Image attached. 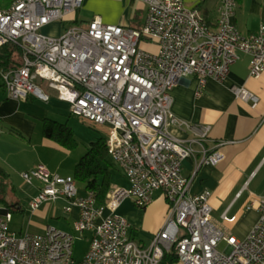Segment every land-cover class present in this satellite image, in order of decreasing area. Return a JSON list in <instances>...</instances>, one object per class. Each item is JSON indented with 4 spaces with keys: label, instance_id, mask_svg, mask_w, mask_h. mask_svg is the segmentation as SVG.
<instances>
[{
    "label": "built area",
    "instance_id": "built-area-1",
    "mask_svg": "<svg viewBox=\"0 0 264 264\" xmlns=\"http://www.w3.org/2000/svg\"><path fill=\"white\" fill-rule=\"evenodd\" d=\"M146 6L142 27L104 24L94 17L84 28L71 26L51 37L42 29L62 23L83 0H14L0 10V47L17 46L21 66L4 71L0 81L13 100L50 97L36 80L47 83L70 112L105 135L110 160L121 170L127 188H115L105 205L94 194H77L71 176L50 173L43 166L22 172L26 185L38 183L30 211L63 199V214L78 209L75 233H91L80 261L73 260L74 235L46 227L42 233L9 231L11 214L0 212V264H159L174 251L177 264H264V197L260 217L244 239L226 236L211 221L210 193L190 194L193 177L181 174V162L194 154L191 143L174 138L168 128H189L171 112L170 91L194 76L198 93L208 80L223 83L240 54L249 58V77L264 71V25L241 35L232 22L235 0H215L216 20L210 25L196 11L202 0H137ZM186 1L192 2L190 7ZM234 13V14H233ZM146 40L156 53L139 47ZM236 99L256 107L258 98L244 87H231ZM208 127L200 133L207 135ZM217 150H201V164L217 165ZM155 192L165 196L168 210L161 229L147 247L131 237L129 223L118 214L125 199L145 208ZM66 218V215H64ZM223 243L224 251L218 250Z\"/></svg>",
    "mask_w": 264,
    "mask_h": 264
},
{
    "label": "crops",
    "instance_id": "crops-1",
    "mask_svg": "<svg viewBox=\"0 0 264 264\" xmlns=\"http://www.w3.org/2000/svg\"><path fill=\"white\" fill-rule=\"evenodd\" d=\"M116 1L118 0H83L80 8L67 19L79 26L77 23L81 19H78V16L84 12L88 13V19L84 26L82 25L83 28L94 17H99L104 24L121 27L139 28L143 25L146 11L141 25L133 27V19L128 18L127 10L122 14L116 12ZM126 1L134 5H144L135 0ZM235 1L232 22L241 35L256 32L264 25V0ZM212 2L211 12L207 8L199 12L196 8L199 15L210 25L215 23L217 17L216 2ZM58 24L61 23L50 24L58 28L56 37L61 34ZM139 47L148 53L157 52V46L146 40L141 41ZM248 62V56L240 54L238 60L229 67L228 76L223 83L208 80L199 93L198 80L194 76L185 78L173 87L170 91L171 112L187 123L189 128L173 125L168 128L169 133L178 140L188 144L190 141H197L190 144L194 154L181 162V174L186 178L193 177L190 194L197 195L203 191L210 193L208 203L211 208V221L216 228L224 235L239 240L244 239L257 223L260 217L258 201L264 197V71L258 79L249 77ZM233 86L244 87L257 96L256 107H251L250 102L236 99L231 91ZM2 89L0 88V171L2 170L4 177L0 179V203L3 205L0 212L3 213L7 208L10 213L22 212L18 200L11 199L9 206L7 201L5 202V196L12 193V187L15 181L21 179L22 172L43 165V168L51 173L50 169L53 167L47 166L42 154L46 149L53 153L67 149L44 136V122L54 121L48 118L51 112L63 117L66 112H70V106L55 96L47 102L33 97L13 100L8 98ZM64 125L68 126L67 123ZM205 127L209 128L207 135L201 138L200 133ZM202 149L209 153L217 150L223 156L222 161L217 165L201 164ZM65 173L67 172H63L62 176ZM23 186L32 187V199L36 187L29 184ZM127 187L125 179L121 188ZM77 190L79 196L86 194L84 189ZM51 202H57L63 210L67 206L63 199ZM40 208L30 211L31 214H37ZM63 210L61 215H66L73 230L78 209L73 207L67 214H63ZM167 210L164 194L155 192L152 202L145 208H139L131 199H125L117 212L129 223L131 237L140 246L147 247L165 222ZM12 219L11 217L9 225ZM9 225V231L13 232ZM48 226H32L28 223L27 231L42 233ZM90 235L91 233L89 238Z\"/></svg>",
    "mask_w": 264,
    "mask_h": 264
},
{
    "label": "rangeland",
    "instance_id": "rangeland-1",
    "mask_svg": "<svg viewBox=\"0 0 264 264\" xmlns=\"http://www.w3.org/2000/svg\"><path fill=\"white\" fill-rule=\"evenodd\" d=\"M213 0H205L202 1V3L198 4L196 8H198L199 12H202L204 8H207L210 12L213 8ZM117 2V8L115 9L116 12L122 14L124 10H127L129 12L130 19H133L132 24L135 26H140L143 21V16L145 15V6L140 4H130L127 3L126 0H118ZM186 6L190 7L192 5V2L186 1ZM202 4V5H201ZM201 5V6H200ZM78 27L83 28L84 22L88 19V13L82 12L80 16H78ZM60 26L61 33L65 31L68 27L75 26L76 24L74 22L69 21L68 19H65L64 22L61 24H58ZM83 25V26H82ZM58 28L56 25H50L48 27H45L42 29V33L51 36L56 37L55 34H57ZM35 85L38 86L46 95H48L51 99L53 96H55L54 91L52 89L50 90L47 87V83L36 80ZM51 101V100H50ZM49 119H53L56 122H59L60 124L64 125V123H67L68 127L71 129L72 132V139L75 142L74 147L67 151V150H57L58 152H50L47 149L42 154L43 161L47 164V166L53 167L50 169L51 173L58 174L59 176H62L63 172L65 175L62 177H66L67 175L73 176L74 168L76 164L78 163L79 159L87 152L89 149L91 143L93 141H97L98 139L104 138L105 135L100 132L97 129H94L92 127L87 126L85 123L79 121V119L71 114V112H66L63 117L55 115L53 112L50 113ZM58 124V123H57ZM108 162L110 163V170H111V190L114 188H121L122 183L125 182V179L121 173V170L113 164L109 159ZM38 166V165H37ZM43 166V165H42ZM58 167V168H56ZM58 169V170H57ZM60 169V170H59ZM25 183L22 179L19 181H15L13 185V191L11 194H8L5 196V202L7 205H11L9 202L11 199L18 200L22 212H11L12 222L9 225V227L15 232L18 233H24L28 232L29 230L27 228L28 223L32 226L34 225H41V226H54L59 231H67L74 235L75 241L72 246V257L75 261H80L83 259L84 255L86 254L88 247H89V233L83 232L82 234L75 233L73 230H71L69 223L67 222V218L64 217V215H61V211L63 208L58 204L57 202H48L47 204H44L43 207L40 208V210L37 212V214H31L29 204H30V192L32 191V187L27 186L26 188ZM34 187L38 186V183H33ZM77 189H83L84 185L82 183L77 182L76 183ZM122 189V188H121ZM133 202V200H132ZM3 205L0 203V208H2ZM11 231V230H10ZM32 231V230H31ZM30 231V233H32ZM219 251H224L225 246L223 243H220L218 245Z\"/></svg>",
    "mask_w": 264,
    "mask_h": 264
},
{
    "label": "trees",
    "instance_id": "trees-1",
    "mask_svg": "<svg viewBox=\"0 0 264 264\" xmlns=\"http://www.w3.org/2000/svg\"><path fill=\"white\" fill-rule=\"evenodd\" d=\"M13 1L0 0V10L7 9ZM21 63V52L17 46L5 44L0 47V75L4 71L20 67ZM0 88H3L1 81ZM15 134L17 135V133ZM43 134L46 138L52 139L56 144L67 150H71L75 145L71 129L66 125L45 120ZM108 159L110 160L106 151L105 139L101 138L95 142L93 141L87 152L76 164L72 176L76 183L79 182L84 185L83 189L86 192L94 194L95 202L98 206L105 205L107 195L110 193L109 191H111L112 187ZM3 177L4 175L1 170L0 179ZM163 256L159 264H177V257L173 250L164 253Z\"/></svg>",
    "mask_w": 264,
    "mask_h": 264
},
{
    "label": "bare ground",
    "instance_id": "bare-ground-1",
    "mask_svg": "<svg viewBox=\"0 0 264 264\" xmlns=\"http://www.w3.org/2000/svg\"><path fill=\"white\" fill-rule=\"evenodd\" d=\"M135 1H137V0H135ZM138 2H140V1H138ZM141 27H142V26H140L139 29H140ZM163 224H164V223H163ZM162 226H163V225H162Z\"/></svg>",
    "mask_w": 264,
    "mask_h": 264
}]
</instances>
